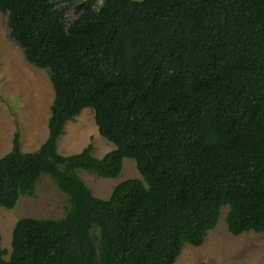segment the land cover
Returning a JSON list of instances; mask_svg holds the SVG:
<instances>
[{"label":"trees","instance_id":"obj_1","mask_svg":"<svg viewBox=\"0 0 264 264\" xmlns=\"http://www.w3.org/2000/svg\"><path fill=\"white\" fill-rule=\"evenodd\" d=\"M0 0L10 37L47 69L48 135L0 157V207L32 196L42 174L66 196L59 218L18 219L0 264H173L227 206V230L264 233V0ZM86 107L116 148L61 154ZM141 178L95 196L79 171ZM8 254V258L5 256Z\"/></svg>","mask_w":264,"mask_h":264},{"label":"rangeland","instance_id":"obj_2","mask_svg":"<svg viewBox=\"0 0 264 264\" xmlns=\"http://www.w3.org/2000/svg\"><path fill=\"white\" fill-rule=\"evenodd\" d=\"M78 0H53L66 6L65 21L76 16ZM53 89L47 69L29 63L20 46L10 37L7 14L0 11V157L12 149V139L19 132L20 150H36L48 135L47 121L53 100ZM88 143L92 153L102 157L116 146L99 131L91 107L84 108L64 126L57 151L71 154ZM80 176L99 198H108L113 187L127 178H141L133 159L124 157L120 174L102 177L91 171ZM68 208L63 192L45 174L39 178L32 196H20L11 209L0 207L1 246L10 251L11 231L23 217L59 218ZM227 206L220 211L216 226L209 230L199 246L185 243L173 264H264V233L249 230L231 234L225 224ZM8 258V254L5 256Z\"/></svg>","mask_w":264,"mask_h":264}]
</instances>
